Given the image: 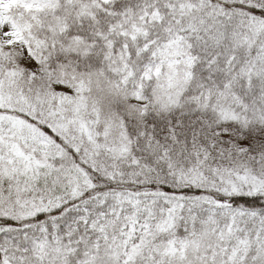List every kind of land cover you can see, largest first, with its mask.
I'll return each mask as SVG.
<instances>
[{
    "label": "snow or ice",
    "instance_id": "1",
    "mask_svg": "<svg viewBox=\"0 0 264 264\" xmlns=\"http://www.w3.org/2000/svg\"><path fill=\"white\" fill-rule=\"evenodd\" d=\"M0 264H264V0H0Z\"/></svg>",
    "mask_w": 264,
    "mask_h": 264
}]
</instances>
